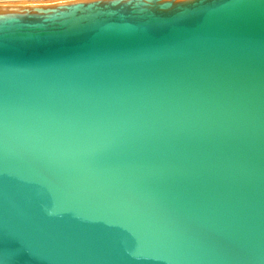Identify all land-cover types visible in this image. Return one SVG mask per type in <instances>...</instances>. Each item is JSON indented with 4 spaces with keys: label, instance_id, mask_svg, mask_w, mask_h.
<instances>
[{
    "label": "water",
    "instance_id": "water-1",
    "mask_svg": "<svg viewBox=\"0 0 264 264\" xmlns=\"http://www.w3.org/2000/svg\"><path fill=\"white\" fill-rule=\"evenodd\" d=\"M48 11L0 31V264H264V0Z\"/></svg>",
    "mask_w": 264,
    "mask_h": 264
},
{
    "label": "snow or ice",
    "instance_id": "snow-or-ice-1",
    "mask_svg": "<svg viewBox=\"0 0 264 264\" xmlns=\"http://www.w3.org/2000/svg\"><path fill=\"white\" fill-rule=\"evenodd\" d=\"M19 9L0 14V31L11 27L23 26L26 19L48 15L49 11L65 14L68 6L98 4L101 0H16ZM118 2V0H117ZM129 9L147 11L149 9L167 10L182 4L183 0H127Z\"/></svg>",
    "mask_w": 264,
    "mask_h": 264
},
{
    "label": "clouds",
    "instance_id": "clouds-1",
    "mask_svg": "<svg viewBox=\"0 0 264 264\" xmlns=\"http://www.w3.org/2000/svg\"><path fill=\"white\" fill-rule=\"evenodd\" d=\"M13 4H17L16 0H0V14L8 12Z\"/></svg>",
    "mask_w": 264,
    "mask_h": 264
},
{
    "label": "rangeland",
    "instance_id": "rangeland-1",
    "mask_svg": "<svg viewBox=\"0 0 264 264\" xmlns=\"http://www.w3.org/2000/svg\"><path fill=\"white\" fill-rule=\"evenodd\" d=\"M13 5H17V4H13Z\"/></svg>",
    "mask_w": 264,
    "mask_h": 264
}]
</instances>
